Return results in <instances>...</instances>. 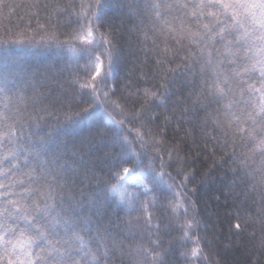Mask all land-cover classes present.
<instances>
[{
	"label": "snow or ice",
	"instance_id": "6c2138e0",
	"mask_svg": "<svg viewBox=\"0 0 264 264\" xmlns=\"http://www.w3.org/2000/svg\"><path fill=\"white\" fill-rule=\"evenodd\" d=\"M234 249L264 264V0H0V264Z\"/></svg>",
	"mask_w": 264,
	"mask_h": 264
},
{
	"label": "trees",
	"instance_id": "16d2710c",
	"mask_svg": "<svg viewBox=\"0 0 264 264\" xmlns=\"http://www.w3.org/2000/svg\"><path fill=\"white\" fill-rule=\"evenodd\" d=\"M31 51L37 53L38 55H47V53H44L43 50L33 49ZM128 67H131V64H129ZM222 183V181L218 180L208 186H201L198 195L193 196L192 199L197 201V211L199 212V216L204 224L211 226L213 223H216L217 228L223 224V227L226 229L228 221L225 219V212L228 211V209L224 207L226 197L222 194V191L226 192L227 189H222ZM189 187H193V185L190 184ZM217 197L219 199H217ZM156 215H159V213H156ZM202 232L203 229L201 230V234ZM173 236L178 237L179 233L174 232ZM245 256L246 253L242 250L234 249L233 253L228 256L229 264H244Z\"/></svg>",
	"mask_w": 264,
	"mask_h": 264
}]
</instances>
